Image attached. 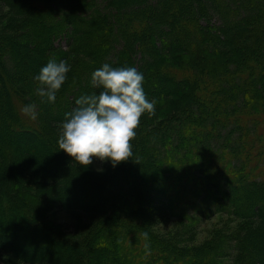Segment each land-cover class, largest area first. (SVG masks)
I'll use <instances>...</instances> for the list:
<instances>
[{
    "label": "trees",
    "instance_id": "16d2710c",
    "mask_svg": "<svg viewBox=\"0 0 264 264\" xmlns=\"http://www.w3.org/2000/svg\"><path fill=\"white\" fill-rule=\"evenodd\" d=\"M66 1L73 4L70 22L62 28L50 22L54 15H66L52 0L7 2L21 11L26 5L45 30H55L53 35L70 29L76 45L33 66L38 75L50 59L70 65L57 98L59 117L51 115L56 106L25 95L22 81L12 89L22 99L18 108L11 96L12 110H6L0 96V111L5 109L0 114V246L8 243L25 259L54 264H74L82 250L83 264H91L84 238L64 235L37 219L40 208L52 204L62 210L104 211L92 238V249L100 253L96 264H226L222 258L233 249V237L241 249L237 264H264V178L256 176L264 162V0H108L114 9L107 13L75 5L97 0ZM12 39L0 34V65ZM18 45L5 60L10 66L9 59L21 58ZM105 63L137 68L148 100L155 101V113L140 117L131 141L133 155L104 179L59 149L58 139L63 115L74 109L68 93L77 99L98 94L101 89L92 86L91 77ZM27 104H35V120L19 112ZM118 179L119 188L110 192L112 215L101 205L105 185ZM247 184L258 190L250 192ZM25 189L33 191L30 199ZM155 194L172 216L190 207L203 212L213 205L226 211L227 201L235 207L230 213L245 223L238 224L236 234L221 233L202 245H165L136 226L149 222ZM38 242L49 243L48 250Z\"/></svg>",
    "mask_w": 264,
    "mask_h": 264
},
{
    "label": "rangeland",
    "instance_id": "374dc122",
    "mask_svg": "<svg viewBox=\"0 0 264 264\" xmlns=\"http://www.w3.org/2000/svg\"><path fill=\"white\" fill-rule=\"evenodd\" d=\"M52 1V4L56 5L57 3L63 9V11L66 12V15L64 14L65 17L63 18H61L60 15H54V18L52 17L50 19L51 24H53V27L57 25L60 28H62V24L64 26H67L70 22V12L68 10L70 9L73 2H68L66 0ZM7 2L8 0H0V34L3 33L6 36H12L13 39L11 41H14L12 43V46L10 43H7V46L5 47L7 54L5 53L6 55L4 54V56L2 55L1 57L2 59H4V64L0 65V71H3L6 74V77L3 78V75L0 74V96H2L4 100V102H2V105H4L3 108H9V111H11L12 108L10 102H12V100L17 108L18 105L23 104L21 103V97L16 96L12 92V89L16 90L18 88L17 84L21 81L24 85L23 93L25 95H30L33 101L36 100L35 98H40V96H38L36 93L38 84H33V82L31 81L34 80V76H36V74H34V71H36V67L34 69L33 66L38 64L39 60L41 62H44V58H46L45 56H49V54L54 55V53H56L57 51H61L62 49L73 48L76 45L74 41L76 35H72L70 33V29H68V31L65 30V32H61L59 34L54 33L53 35V32L55 30H51L50 28L45 30L46 27L45 24H43L44 22L39 21L37 17H33L31 14H29L26 5L24 11H21L19 8L14 7ZM107 3L108 0H97V2L82 4V6L79 5V2H76L75 5L91 13H93V10H99V12L105 13L113 11L114 7L108 6ZM26 20H30L31 25L28 26ZM215 21L217 22L218 19L216 18ZM16 44H19V51L23 52L21 53L20 60H16L15 58L9 59L13 64V66H10V64H8V62H6L5 60H8V58L12 56L11 52H13V50L15 49ZM121 44L122 43L116 44L115 47H121ZM158 45H161L160 42L158 43ZM8 48L10 49V51ZM24 75L27 77V79H25ZM67 76L68 78L70 77L68 74ZM64 89L65 87L62 85L60 90L56 93L55 102L51 103L52 106H56L57 108V110H54V112L51 114L52 117L60 116L58 114L61 112L62 105H60V102H58L57 98L58 94L64 92ZM3 94H6V97H3ZM71 94L73 96V93H68V95ZM11 96L12 100H10ZM72 96H70L69 99L72 100L73 106L75 108V101L77 100V98L76 96L75 98H72ZM20 107L21 106H19V112L23 114L20 110ZM5 109H2V112L0 111V114H2ZM170 109L171 108L169 107V110ZM262 120L264 121V116L262 117ZM61 130L62 128H60V132ZM262 132L264 133V129H262ZM49 136L50 135H48V137ZM50 138L51 137H49L48 139L50 140ZM42 141L47 142V140L45 139H42ZM52 141L50 142L51 145L53 144ZM219 146L220 145H218V148ZM262 146H264V144H262ZM115 167L116 166H113L110 161H96L94 159L92 164L87 166L88 170H90L93 174L100 175L101 178L106 177L109 172L113 171V168ZM256 171V176L258 177V179L264 178V162L260 163L259 167L257 166ZM216 180L217 184H220L223 181V179L219 178H217ZM120 183V179H118L114 183H107L104 187L106 198L103 200V204L101 206L105 207L107 213H109L108 210L111 209L110 213H112V215L113 202L110 192H113V190L117 189V187L119 188ZM124 185H126V183H124ZM246 189H248L250 192H256L258 190L255 187H250L248 184L246 185ZM212 190L214 192L216 191L215 193H218L219 191V189H217L216 187H213ZM238 190L241 191L240 187H238ZM32 192V190L26 191L24 193L25 198L30 199V197L33 195ZM155 196V198L157 199V203H153L152 206H150L152 216L149 218V222L146 221V223L140 224L142 226L136 224V226L138 228L143 227L147 231L149 230V232L156 238H160L162 240H160L162 244L165 245H168L170 243H182L186 246H194L199 244L202 245L205 242L209 241L211 238L220 236L221 233L226 232L227 234L230 233V235L236 234L239 230L238 224L241 223L240 225H243L245 223V221L241 220L237 214L230 213V210H235V207L229 204L227 201L224 202V205L227 207V212L218 211V209H215V207L212 205L211 207H205L207 209H203V212L196 210V208L194 209V207H190V211H188L187 213V209L185 211L183 209H180V215L172 216L168 212V210L165 209L162 198H160L158 194H155ZM257 206L260 209H263L262 204H257ZM40 210H42V212L37 215V219L41 223L48 225L51 229H53L54 227L55 231L63 233L64 235L78 239L84 238L82 242L86 243L87 249L90 253L89 256L91 258V264H96V259L100 256V253L97 254L96 252H94V249H92V238L96 236L100 230L99 227H96V220L104 214V211L99 210L87 212L86 210L81 209L62 210L58 206L52 204L47 209L43 210L40 208ZM179 216L182 217L179 218ZM185 216H190V219H187ZM254 217V221L258 220L257 216ZM92 225L93 227H91ZM0 237L4 238L3 231H0ZM236 242L237 241L235 237H233V249H231L230 252L227 253L228 255L222 258L226 264H237L236 255L237 253H240L239 251L241 249L237 248L238 244ZM2 243H5L4 239H2ZM48 244L46 246H48ZM38 245H40L39 242ZM46 246H41V249L47 251L48 248ZM72 251L74 252V250ZM24 256L25 255L23 253L19 255L18 253L13 252L8 243L0 246V264H54L51 261H47V259H25ZM77 257L78 260H76L74 264H83L86 256L82 252V250H80V254H77ZM68 258H71V256L69 255ZM59 264L64 263L60 262Z\"/></svg>",
    "mask_w": 264,
    "mask_h": 264
},
{
    "label": "clouds",
    "instance_id": "9594fccd",
    "mask_svg": "<svg viewBox=\"0 0 264 264\" xmlns=\"http://www.w3.org/2000/svg\"><path fill=\"white\" fill-rule=\"evenodd\" d=\"M70 65L50 59L34 76L36 93L41 102L54 103L56 93L67 79ZM144 76L135 67H112L105 63L92 73L91 84L101 89L98 94H84L76 107L65 114L59 149L87 167L93 159L110 161L113 166L133 155L131 141L136 137L140 117L155 113V101H149L143 88ZM21 112L37 118L35 104H27ZM144 238H148L145 232ZM147 249V245H145Z\"/></svg>",
    "mask_w": 264,
    "mask_h": 264
}]
</instances>
